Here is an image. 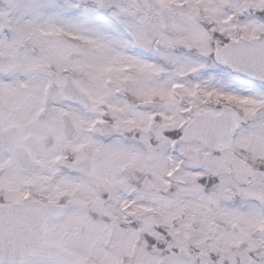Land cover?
<instances>
[{
  "label": "snow or ice",
  "instance_id": "obj_1",
  "mask_svg": "<svg viewBox=\"0 0 264 264\" xmlns=\"http://www.w3.org/2000/svg\"><path fill=\"white\" fill-rule=\"evenodd\" d=\"M0 264H264V0H0Z\"/></svg>",
  "mask_w": 264,
  "mask_h": 264
}]
</instances>
